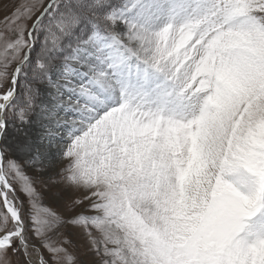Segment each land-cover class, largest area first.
<instances>
[{"label":"snow or ice","instance_id":"snow-or-ice-1","mask_svg":"<svg viewBox=\"0 0 264 264\" xmlns=\"http://www.w3.org/2000/svg\"><path fill=\"white\" fill-rule=\"evenodd\" d=\"M54 163L71 195L45 206L27 170ZM79 241L92 264H264V0L5 8L0 264H82Z\"/></svg>","mask_w":264,"mask_h":264},{"label":"rangeland","instance_id":"rangeland-1","mask_svg":"<svg viewBox=\"0 0 264 264\" xmlns=\"http://www.w3.org/2000/svg\"><path fill=\"white\" fill-rule=\"evenodd\" d=\"M23 2V0H0V17L4 15L6 7H10L13 4H18ZM30 131L28 130V135ZM11 139V129L10 137ZM30 139V136H28ZM60 164L54 163L51 167L47 168L43 173H36L31 169H28L27 172L30 176L37 177V188L42 193L43 200L42 203L45 206H57L63 203V200L66 199L71 193L64 192L63 188L58 185L59 177L57 172L59 171ZM26 200V197H23ZM78 255L82 261V264H92V261L95 259L84 246L83 241L78 242L77 246Z\"/></svg>","mask_w":264,"mask_h":264},{"label":"bare ground","instance_id":"bare-ground-1","mask_svg":"<svg viewBox=\"0 0 264 264\" xmlns=\"http://www.w3.org/2000/svg\"><path fill=\"white\" fill-rule=\"evenodd\" d=\"M30 134L28 136H30V140L32 141H36L37 144L40 143V137L42 135V130L40 129L39 125H34L32 126L30 129ZM44 143L46 144L47 141H44Z\"/></svg>","mask_w":264,"mask_h":264}]
</instances>
